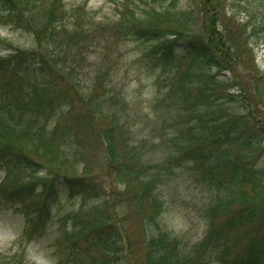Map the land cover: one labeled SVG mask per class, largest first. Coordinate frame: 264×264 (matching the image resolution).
<instances>
[{
  "label": "trees",
  "instance_id": "obj_1",
  "mask_svg": "<svg viewBox=\"0 0 264 264\" xmlns=\"http://www.w3.org/2000/svg\"><path fill=\"white\" fill-rule=\"evenodd\" d=\"M221 2H117L113 37L141 41L142 58L157 71L158 87L151 109L141 121L134 119L127 101L117 106L116 95L107 89L113 110H105L103 102L109 101L103 99L104 92L99 94V78L91 90V109L100 112L91 120L96 125L97 117L105 122L96 130L107 149L103 170L113 173L125 193L122 197L113 192L117 196L113 195L112 202L102 187L85 183L75 173L84 160L81 137L75 127L62 123L82 92L73 53L62 55L57 49L60 33L83 30L75 9L67 8L62 0H0V26L35 33L30 48L13 46L0 54V170H6L0 196L23 198L14 183L17 173L24 171L27 190L23 201L16 200L23 204L16 207L25 218L24 232L31 234L53 217L62 193L83 200L70 217L60 264L79 257L80 240L87 241L85 251L96 247L113 257L124 256L119 225L122 212L117 206L128 194H135L139 210L153 209L143 229L148 236L145 257L149 264H210L209 258L200 255L201 248L196 255H186L166 231L159 227L148 231V226L157 223L154 215L161 207L163 174L175 175L177 168L186 169L199 184L212 189L205 208L207 217L214 219L235 208L224 222L225 232L212 227L199 247L217 246L218 264H264L263 236L251 245L245 258L226 257L227 232L264 214V84L245 88L222 73L233 69L236 59L231 52L233 26L241 29L242 39L246 27L235 18L226 20ZM202 15L204 20L198 18ZM257 80L264 83V74ZM252 91L254 99L247 96ZM140 124L137 135L135 128ZM158 143L166 151L160 162L149 154ZM162 164H168V172L161 171ZM41 166L51 173L37 175Z\"/></svg>",
  "mask_w": 264,
  "mask_h": 264
},
{
  "label": "rangeland",
  "instance_id": "obj_2",
  "mask_svg": "<svg viewBox=\"0 0 264 264\" xmlns=\"http://www.w3.org/2000/svg\"><path fill=\"white\" fill-rule=\"evenodd\" d=\"M62 1L67 8L75 9L80 28L83 27L80 31L73 28L63 31L57 40L60 54L67 53V56H70L73 53V62L78 63L74 68L75 77L79 80L82 90L80 97L75 99L74 109L67 117L62 118V123L66 122V126L75 127V132L81 137V157L84 160L78 163L75 173L79 174V179L85 183H95L102 187L104 196L113 202V195L117 196L113 192L122 197L125 193L113 173H105L103 170L107 149L96 130L98 127L102 129L105 122L97 117V126L95 120H91L100 114L96 107L91 109L92 100L88 101L91 90L99 78L102 81L99 94L104 92L103 99L110 102V92L107 91L110 90L111 95H116L114 103L118 106L121 101H127L132 107L134 119L140 120L150 111L151 98L155 91L157 92V71L150 68L142 58L141 41L113 37L111 27L118 16L116 4L121 0ZM221 1L222 16L226 20L228 17L235 18L246 27V38L242 39L241 29L233 26V33L230 34L233 44L231 52L236 59L233 69H226L222 73L231 76L232 81L242 83L245 88L253 87L255 83L264 84L257 80L264 74V0ZM198 18L204 20L205 16ZM218 22L223 27L220 20ZM30 31L0 26V54L9 51L13 46L30 48L35 43V33ZM247 96L254 99V91L249 92ZM109 102H103L105 110L110 108L112 111L113 100ZM141 130L140 124L135 128L137 135ZM154 146L156 149L149 150V154L159 162L164 161L162 154L166 152L163 150L165 145L158 143ZM167 167L168 164H162L161 171L168 172ZM39 168V176L51 173L49 168L47 172L45 166ZM177 170L175 175L163 174L164 182L161 184L159 197L161 207L154 215L157 223L148 226V231H155L159 227L175 239L182 253L196 255L197 250L201 248L202 257L209 258L210 264H218L219 248L212 243L200 247L199 245L212 227L221 233L225 232L224 222L233 214L235 208L210 219L205 213V208L212 196V189L199 184L186 169ZM23 172L21 170L17 173L14 183V188L20 189L24 194L23 198L11 200L0 196V264H60L65 248L64 234L70 227L71 213L80 208L83 200L79 196L69 197L62 193L60 200L53 207V217L44 224L43 229L40 228L34 234L25 233L23 212L16 207V204H23L19 201H23L27 190L23 183ZM5 173L6 170H0V182L5 178ZM134 195L128 194L117 206L122 212L119 225L120 229H123L124 256L113 257V254L104 253L96 247L85 251L87 241L80 240L82 251L80 250L79 257H75L68 264H149L145 257L148 236L143 229L153 209L139 210L134 204ZM29 202L30 198L27 199V203ZM89 202L90 200L87 201ZM227 233L226 257L229 260L245 258L243 256L247 255L251 245L260 237H264V214L261 219L240 225ZM213 251L217 252V256Z\"/></svg>",
  "mask_w": 264,
  "mask_h": 264
}]
</instances>
